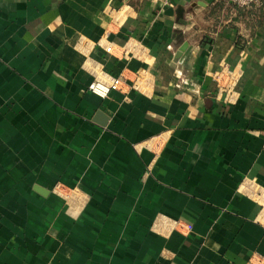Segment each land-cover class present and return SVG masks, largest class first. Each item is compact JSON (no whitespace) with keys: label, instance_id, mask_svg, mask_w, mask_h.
I'll list each match as a JSON object with an SVG mask.
<instances>
[{"label":"crops","instance_id":"crops-1","mask_svg":"<svg viewBox=\"0 0 264 264\" xmlns=\"http://www.w3.org/2000/svg\"><path fill=\"white\" fill-rule=\"evenodd\" d=\"M263 4L0 0V264H264Z\"/></svg>","mask_w":264,"mask_h":264},{"label":"built area","instance_id":"built-area-1","mask_svg":"<svg viewBox=\"0 0 264 264\" xmlns=\"http://www.w3.org/2000/svg\"><path fill=\"white\" fill-rule=\"evenodd\" d=\"M228 2L242 7H256L261 6L264 3V0H227ZM88 89L95 94L104 97L108 94L110 85L106 82H103L100 79H93L88 83Z\"/></svg>","mask_w":264,"mask_h":264},{"label":"water","instance_id":"water-1","mask_svg":"<svg viewBox=\"0 0 264 264\" xmlns=\"http://www.w3.org/2000/svg\"><path fill=\"white\" fill-rule=\"evenodd\" d=\"M98 114H100V113H98Z\"/></svg>","mask_w":264,"mask_h":264},{"label":"trees","instance_id":"trees-1","mask_svg":"<svg viewBox=\"0 0 264 264\" xmlns=\"http://www.w3.org/2000/svg\"><path fill=\"white\" fill-rule=\"evenodd\" d=\"M264 5V4H263Z\"/></svg>","mask_w":264,"mask_h":264}]
</instances>
